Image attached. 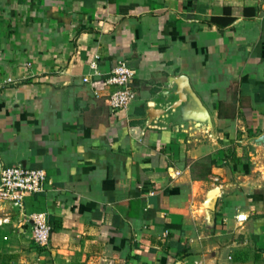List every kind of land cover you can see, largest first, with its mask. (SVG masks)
<instances>
[{
    "label": "crops",
    "instance_id": "crops-1",
    "mask_svg": "<svg viewBox=\"0 0 264 264\" xmlns=\"http://www.w3.org/2000/svg\"><path fill=\"white\" fill-rule=\"evenodd\" d=\"M225 6L235 21L212 24ZM122 60L137 95L114 109L107 79ZM0 75L14 78L0 89V170H46L25 209L52 225L40 248L7 206L0 256L264 264V152L253 143L264 135V0H0ZM231 150L238 161H226Z\"/></svg>",
    "mask_w": 264,
    "mask_h": 264
},
{
    "label": "built area",
    "instance_id": "built-area-1",
    "mask_svg": "<svg viewBox=\"0 0 264 264\" xmlns=\"http://www.w3.org/2000/svg\"><path fill=\"white\" fill-rule=\"evenodd\" d=\"M91 67L97 71L98 64L94 60ZM135 72L126 60L118 62L112 69L107 83L115 89L109 95V104L114 109H123L136 98V91L132 86ZM14 81L11 76L2 79L0 75V89ZM177 174H180L178 171ZM47 172L42 168L28 167L22 164L7 165L0 170V227L12 223L11 209L18 210L24 215L26 221L31 223L34 243L40 248H46L51 239L52 225L48 214L44 211L26 213V197L31 194L43 192ZM9 206V208H7ZM249 219L248 215L241 213L237 220L241 223Z\"/></svg>",
    "mask_w": 264,
    "mask_h": 264
},
{
    "label": "trees",
    "instance_id": "trees-1",
    "mask_svg": "<svg viewBox=\"0 0 264 264\" xmlns=\"http://www.w3.org/2000/svg\"><path fill=\"white\" fill-rule=\"evenodd\" d=\"M236 17L232 15V10L230 6H225L224 13L222 15H215L210 19V22L212 24H215L219 27H226L228 25H231L235 21ZM226 161L234 160L238 161L239 158H237V153L235 150L229 151L227 155L225 156ZM201 167V171L206 170V174H208L211 171L210 165L208 163H201L199 164ZM13 256L11 254L4 253L2 256H0V264H13Z\"/></svg>",
    "mask_w": 264,
    "mask_h": 264
},
{
    "label": "water",
    "instance_id": "water-1",
    "mask_svg": "<svg viewBox=\"0 0 264 264\" xmlns=\"http://www.w3.org/2000/svg\"><path fill=\"white\" fill-rule=\"evenodd\" d=\"M186 80L187 79L185 76H182L181 78H175V80H174L175 84H177V93L181 95L182 100L187 99V96H193L192 91H191V87L189 86V84H187ZM196 100H197L198 104L202 107L199 110L200 112L198 114L199 120L211 122V118L206 114L207 110L205 109V107L202 106L199 99L196 98ZM253 143L256 146L260 147L262 149V151L264 152V135L255 138L253 140Z\"/></svg>",
    "mask_w": 264,
    "mask_h": 264
}]
</instances>
